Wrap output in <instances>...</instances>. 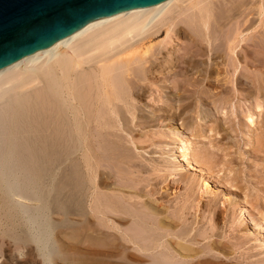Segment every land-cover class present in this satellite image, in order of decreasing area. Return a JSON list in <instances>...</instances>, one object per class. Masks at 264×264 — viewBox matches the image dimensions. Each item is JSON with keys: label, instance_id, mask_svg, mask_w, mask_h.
I'll use <instances>...</instances> for the list:
<instances>
[{"label": "bare ground", "instance_id": "1", "mask_svg": "<svg viewBox=\"0 0 264 264\" xmlns=\"http://www.w3.org/2000/svg\"><path fill=\"white\" fill-rule=\"evenodd\" d=\"M235 1L164 0L128 9L0 69V214L9 221L28 215L26 232L3 234L19 245L35 243L42 256L27 249L9 250L0 264H55L46 249L50 207L65 213L72 209L94 230H107L113 241L120 242L116 247L124 248L117 251L122 257H114L123 264H205L203 255L230 257L235 250L231 238L242 229L263 240L264 225L253 222L245 208L239 210V228L232 227V233L218 230L226 212L236 206L237 191L233 196L217 186L218 192L201 166L217 163L214 152L215 158L204 148L216 162L210 157V162L203 159L199 165L196 159L201 154L195 161L193 151L183 143L184 129L193 122L198 127L189 128L190 136L198 145L204 140L212 147L226 143L230 138L226 128L225 133L220 130L224 134L216 132L221 128L219 111L212 112L206 101L215 94L211 87L221 88L223 100L241 84L242 90L246 88L239 94L244 92L246 98L252 69L264 66V19L255 27L248 17L251 12L246 13L248 18L242 14L239 23L246 27L245 38V31L234 32L232 38L227 34L229 39L225 33L231 29L223 32L237 14L247 11L249 1H244L241 12L240 2L233 7ZM161 35L159 42L146 46ZM178 39L192 46L185 42L184 49L172 50ZM259 78L262 92L264 80ZM228 107L229 111H222L226 118L240 115L238 106L230 102ZM210 117L213 128L203 130V121ZM251 117L244 122L248 129ZM177 139L179 144L174 143ZM66 164L70 171L63 168ZM180 184L186 186L170 197L178 199L171 209L166 206L172 195L168 193ZM212 189L210 197L207 193ZM200 198L208 199L203 213L211 212L206 229ZM29 200L41 203L35 214L25 204ZM159 226L166 235L155 233Z\"/></svg>", "mask_w": 264, "mask_h": 264}, {"label": "rangeland", "instance_id": "2", "mask_svg": "<svg viewBox=\"0 0 264 264\" xmlns=\"http://www.w3.org/2000/svg\"><path fill=\"white\" fill-rule=\"evenodd\" d=\"M241 1H243V2H241ZM241 1L240 0H238V1L236 0L235 1L236 4L233 6L235 8V6L239 4L238 6H240L239 7L240 12H241V9L244 6L243 4L245 3L244 2L245 0H241ZM247 1H249V2H247ZM250 1L252 3H250ZM261 1L260 0H257V1L256 0H246L247 4H245L246 7H244V9H246L247 11H245L243 9L244 10L243 13L238 12L241 15H239V17H238V14H237L236 15L237 17L235 16L234 20L233 19L231 20V22L234 21V22H232V25L230 24L231 22L228 23V25L230 24V27L227 28V26H228L227 25L226 29L223 30V32L225 33L226 30L229 29V28L231 30H229V32L227 31L228 33H225L226 36L228 34V36L230 35V37L232 38L233 36H235L234 32L237 31L236 33H239L240 31L241 32L245 31L243 28H246V27L242 26V24L239 23V22H242V20H243L240 17H242V18H244V16H245V18L249 17V19H252L254 22H256L255 23L256 25H254L255 27L259 26L258 24H260V21L262 19H264V17H263L264 16V6H263L264 4L261 3ZM238 2H240L241 5ZM263 2H264V0H263ZM247 7L249 8L250 11L248 10ZM260 7H263V8H261V10H263V11L260 10ZM235 11H237V10L235 9ZM248 12H251V13H249L250 15L248 14ZM262 12H263V14H262ZM261 14L263 16H261ZM253 18L256 19V20H254ZM239 19H241V20H239ZM237 23H238L239 26L241 25L240 28L237 25ZM233 26H235V27H233ZM231 27H233V28H231ZM235 28H236V30H235ZM237 28H238V30H237ZM229 33H231V34H229ZM225 34H223L224 38H225ZM246 34L247 33L245 31L242 37L245 38ZM163 37H164V35H161V37H159V39L158 38L154 39L151 43H147L146 46H148V44L149 45L150 44H154V42L162 39ZM228 39H229V37H228ZM185 40L178 39L177 41H173L171 45L174 46V47H171V49L172 50H178L179 48L180 49L181 48L184 49L183 46H185V45L187 46V44H188V46L190 48V46H192V45H190L189 41H185ZM223 40H222V43H223ZM185 42L187 44H185ZM241 42L244 44L243 41H241ZM241 42H240V44L242 45ZM224 44H225V42H224ZM238 47L236 49L239 51L240 46H238ZM187 48L185 47V49H187ZM253 53L255 55L252 54V56L256 57L257 56L256 55L257 52L254 51ZM240 59H242L241 56H240ZM199 60L201 62H205L206 58L205 59L202 58V59H199ZM258 67H255V68L252 69L253 71H252L251 76L254 74L252 77L249 75L250 76L249 77L250 78L249 79V85H248L249 87L247 86L249 88V89L247 88L249 91L247 89H246V91L250 93V94L248 93L251 96L250 97L248 95V97L250 99L248 97L245 98V96L243 97L244 92H241L242 94L241 93L239 94L240 91H244L245 88H246V87L245 88L243 87V90H242V86L243 85H241V84H237V86H234V88L236 87L237 90L234 89L235 92L233 94L226 93L228 95V98H225L223 100H222V98H223V95L225 93H222L221 88L219 89L218 86H215L216 88L214 86L211 87L212 94L213 93H215V94H213V97L210 96V98H208V100H206V101L207 102L210 101V103L208 102V106H209V108H211L210 110L212 112H213V110L215 108L219 111V113L216 114V115L219 116L220 119H221L220 120L221 128L217 129L216 132L218 131L217 133L221 132L220 134H224L227 131L226 133H228V135L230 137V138H228L229 141L227 140L226 143H225L224 142L225 140H224V141H222L223 143H219L218 145H213V147H212L209 144V140H207V141L204 140V141H202V144L198 145V143H196L197 141L194 140L190 136L191 135L190 131L192 130V127H193V130H196L197 127H198L197 122H193V120H192L193 124L191 125V127H188V129H186V130L184 129V132H183L184 139L183 138L182 139L185 140V141H183V143H185L187 148H191V150L193 151L192 154H194L193 158L195 156L197 158V156H199L201 154L200 158L198 157L196 159L198 164H199V162L201 164L203 159H207L210 162V157L211 156L215 155L217 157L216 158L217 163L216 164L214 162H213L214 164L212 163L213 165H216L217 167H213L212 168L213 165L212 164H208L211 167L210 168L208 165L201 164V166L207 172V175L208 176L210 175L209 176V177H211L210 180L212 182L213 181L215 182V183H213L214 186L215 187L221 186L220 187L221 190L224 189L227 192H229L228 190H230L229 193L231 195H233L237 191L234 194L235 196L233 195L234 196V200H236L235 201L236 202L235 203L236 206L235 207L233 206L232 207V211L231 212L230 211L226 212L227 214L224 215V217L226 219H225L224 224L219 225L220 229H218V230L219 231L221 230L220 232H222V230H223L226 233H229V232L232 233V227L239 228L238 227V225H239V216H240L239 215V210L241 208H245L248 211V214L254 220L253 222H255V223L261 222V224L264 225V193H263L264 192V160H263L264 159V148L262 147V146H264V142H263L264 139H262L263 140L262 141L263 144H261V146H259V143H260L259 142V138L264 136L263 135L264 131H262V130H264V125H263L264 124V115H262L264 113V91L259 92V91H261L260 88H258L260 86H259L258 82H256L259 77L262 80H264V78H263V76H264V74H263L264 73V66H261L259 68ZM255 71H257V72H255ZM253 72H255L256 74L258 72H260V73H259V75L258 74L256 75ZM256 76L258 77L257 79H256ZM239 85H241V86H239ZM240 87H241V89H240ZM205 88H208V87L205 86ZM218 90H220V91H218ZM237 94H238V96H237ZM230 95H231V97H230ZM232 95H233V98H232ZM239 95H242V96H239ZM220 97H221V100H220ZM214 98H217V99L216 100H211V99H214ZM224 100H225V102L227 100V102L224 103L223 102ZM212 101H214V102H212ZM230 102H232L233 105L235 104L236 107L238 106L237 107V111L241 112L240 108L243 107V110L245 112L242 111V115H241V113L238 112V114H240V115H238L237 118L236 117H234L233 119L226 118L225 117L226 115L222 114V113L223 112L225 113L227 110L228 111L230 110V107H228V103L230 104ZM244 104L249 106V107L245 106ZM223 108L225 109V111H224ZM238 108H239V110H238ZM256 115H257V117H256ZM249 116H253L251 118L253 119V124H254V125L251 124V128L250 129H248L246 127L247 125H245V123H244L245 120H247V118H249ZM223 118L225 120H223ZM210 119H212V117H210V118L206 119L205 121H203V123H202V129L203 130L207 131V130H209V129L211 130L213 128L214 123H212L213 121L210 120ZM194 121H195V119H194ZM179 123H180V121H179ZM189 128H191V130ZM225 128H226V131H225ZM229 128H230V130H229ZM220 130H224V133L222 131H220ZM260 131H262V132H260ZM229 132L233 136H231L229 134ZM217 133H216V135L218 137V135H220V134H217ZM259 134H260V136H259ZM257 141H258V143H257ZM174 143L179 144V140L178 139L175 140ZM231 143H233L234 146ZM255 145H257V146H255ZM199 146L203 147L201 152L203 154H205V155H207L208 152L211 153V151H212V154L208 153L211 156L207 155L206 156L207 158L206 157L203 158L202 156H205V155H202L201 152L197 153V150L199 149ZM229 147H231V148H229ZM204 148H206L208 150V152H206V149L204 150ZM247 150H249V151H247ZM213 152H214V155H213ZM215 156H214V158H215ZM211 159H213V158L211 157ZM229 159H231V160H229ZM194 160H195V158H194ZM232 160H233V162H231ZM212 161H215V159H213ZM228 161H230V162H228ZM235 162H236V164L234 165ZM205 166H206V168H205ZM63 168H65V170L70 171L71 170V165L70 164L63 165ZM209 169H211V170H209ZM211 171H213V172H211ZM210 172H211V174H210ZM231 175L232 176L234 175V176L232 177ZM235 176L238 177V178L235 179L236 178ZM186 177H188V175ZM236 181H237V183H235ZM232 183H235V184H233V186H232L231 185ZM223 185H224V188L222 187ZM185 186H186L185 184L184 185L180 184L179 186H175L174 185L172 187V189L170 190L172 193L171 192L168 193L169 195L172 194L171 196H169V198L172 197V196H176L178 194V192H181L180 191L181 187H182L181 190L183 191ZM200 187H201L200 191L203 190L204 187L201 186V183H200ZM225 187H226V189H225ZM220 188L217 187L216 190L218 192H221ZM234 190H236V191H234ZM233 191H234V193H233ZM175 192H177V194H175ZM212 193H213V189L210 190L209 193H207V195L210 196ZM154 198L155 199L157 198V201L161 200V198H159V196L158 197L154 196L153 199ZM200 200H201L200 204H203L202 208H201L202 212H201V210H200V212L203 213V210H206V208H207L206 206H204L205 205L204 203L207 202L208 199L200 198ZM169 202H171V203H169ZM173 202H175V203H173ZM176 202H178V199L170 198L169 201L166 202V206L167 207L171 206L170 208L172 209L173 207H175V205L173 206V204H177ZM167 203H169V205ZM25 204H27L28 209H30V211L35 214L37 209L40 207L41 203H39L38 201H35V200H29V201L25 202ZM251 205H253V206H251ZM234 209H236L235 212L237 211V213H234V215H233ZM210 213H211L210 210H207L205 212V214L203 213L205 217L201 216L203 214L200 215V218L203 217L202 221L204 223L202 222V224L204 226L203 227L204 229L209 227V221L208 220L210 219L209 218V214ZM190 215H188V217H190ZM46 216H47V220H48V223H49V226H50V228H49L50 239H49V243H48V246H47L46 249L49 252L48 253L49 257H52L54 259L55 264H123L121 259L114 258V257H122L120 255V252L124 248L121 247L120 249H118L119 248L118 244L120 242L118 240L117 241L116 240L113 241L110 238V236L107 235V230H105L103 228H101L99 230H94L93 227H91L92 225L89 222L87 223L86 219H84V218H80L79 219V217L76 216V214L73 212L72 209H70V211L65 213V211H62L59 208L50 207V209L46 213ZM191 216H193V215H191ZM229 216H232L233 220ZM27 219H28V215L24 214L23 216H17L16 218L12 219V221H9L6 218H3L2 214H0V257H5L9 250L16 253L17 251L22 250V249H27L28 251L32 252L36 256L42 257V256L38 255V253H37L38 250L36 248L37 245L35 243H27V244L19 245L20 243H17L16 241L11 239L10 237H7L6 235L3 234L6 231H11L12 233L13 232L14 233L26 232L27 226H28ZM84 222H86V224ZM206 224H207V227H206ZM85 225H87V226H85ZM223 227H224V229H223ZM162 228L163 227L159 226V229L155 233L162 234L163 236L166 235L167 232L165 231L164 228L163 229ZM100 230H103V231H100ZM238 232L239 233H234L235 237L233 236L231 238L232 240H234V242L232 244V245H234L232 247L233 250L235 249L234 251H232L233 256L224 257V256H219V254H218L219 257L216 256V257L213 258V257H209L207 255H203L202 257H205L203 260H206L205 264H209L208 261L210 262L211 260L214 263L216 261L218 264H220L221 261H222V263L224 261V263L226 262L227 264H231V263H235L236 264V261H237V264H264V237H263V240H261L262 236H260L261 237L260 238L257 235V233H251L249 231L245 232L243 229L241 230V232L240 231H238ZM235 239H237V240H235ZM200 240H202V239H200ZM211 240H213V239L211 238ZM205 242L208 243L207 240L204 241V243ZM228 242L232 243V241L231 242L228 241ZM112 243L115 244V245H113ZM120 246H123V245L121 244ZM204 248H207V245L204 246L203 249ZM114 250L116 251L115 255H114V253H115ZM118 250H120V252L117 253ZM2 252L5 253V254H3ZM245 254L247 256H245ZM228 261H229V263H228Z\"/></svg>", "mask_w": 264, "mask_h": 264}, {"label": "water", "instance_id": "3", "mask_svg": "<svg viewBox=\"0 0 264 264\" xmlns=\"http://www.w3.org/2000/svg\"><path fill=\"white\" fill-rule=\"evenodd\" d=\"M164 0H0V69L122 11Z\"/></svg>", "mask_w": 264, "mask_h": 264}]
</instances>
